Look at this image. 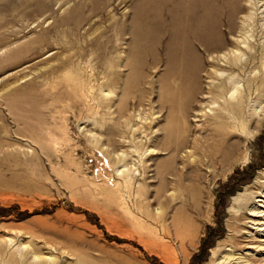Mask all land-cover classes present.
<instances>
[{
  "label": "rangeland",
  "instance_id": "1",
  "mask_svg": "<svg viewBox=\"0 0 264 264\" xmlns=\"http://www.w3.org/2000/svg\"><path fill=\"white\" fill-rule=\"evenodd\" d=\"M169 1L49 0L38 14L36 0H0V264L264 261L247 250L264 237H249L251 207L240 209L264 189L259 92L233 128L232 159L201 150L222 107L215 86L233 78L245 93L264 65V0ZM176 20L187 37L220 31L251 48L192 37L200 70L186 72ZM234 50L256 65L214 63Z\"/></svg>",
  "mask_w": 264,
  "mask_h": 264
},
{
  "label": "bare ground",
  "instance_id": "2",
  "mask_svg": "<svg viewBox=\"0 0 264 264\" xmlns=\"http://www.w3.org/2000/svg\"><path fill=\"white\" fill-rule=\"evenodd\" d=\"M9 1H13V0H9ZM157 1H159V0H157ZM160 1H162V0H160ZM163 1L165 2L166 0H163ZM23 3L25 4L26 2H23ZM36 3H37L36 5L38 8L36 11H37V13L39 12L38 14H41V13L45 14L44 9L51 6L49 0H36ZM20 6H23V4H20ZM159 6H160V3H157V4L155 3L153 5V7L155 9L158 8ZM230 11H231L230 12L231 15H233V16L237 12L236 9L230 10ZM230 21H231L230 22V31L232 34H234V31H236L235 29L237 28L233 22L234 17ZM179 23H180L179 20H176L173 24V27H176L178 30H180V31H178V30L177 31L179 33L180 32L182 33V36H181L182 38H180L179 36L178 37L174 36L172 39V47H173V49L179 48L181 46H184V48H186L185 49L186 51L184 52L183 56L181 57V59L184 63V66H185L184 68H185L186 72L191 71L192 73L196 72V74H198L197 72H199V70H200V66H199V63L197 60L198 57L196 55V52H194V48L192 47L191 42L189 41V40H192L191 39L192 37L195 38L196 40H200L204 44V46L207 47L208 50H213V51L219 50V52H221V51L223 52L224 48H226V46L229 44H231V45L237 44L238 45L240 43V45H241L243 42V44H245V46L243 45L244 47H247L248 44L250 45V43H247L249 37H247L248 38L247 41L244 38L242 40V39L237 38V37L232 38L231 40L227 41L224 38L221 39L220 31H215V32L211 31L209 36H206V37H203L200 35H194L193 33H192V35L188 34V37H187L185 34L189 31V29L179 26ZM196 33H197V31H196ZM46 39H47V33H44V34H41L39 37H37V39H35V41H39L40 42L39 44H42V43L47 41ZM192 43H194V42H192ZM254 45H255V43H254ZM260 47L262 48L264 46H260ZM30 49H32V48H30ZM247 52H248V50H247ZM242 53L241 52L238 53V51L234 50L233 52L225 55L224 57L218 55V56L214 57L215 58L214 63L219 67H223V68L225 67L227 69L229 68L228 70L231 69V70H238L239 72H242V71L246 72L247 69L251 68L252 63L256 62L255 58H258V57H256V55H254V54H252L250 56L249 55L251 53L250 52L248 55L251 58L249 60L248 59L245 60L244 55ZM263 53L264 52L260 51L261 56L264 58ZM222 60H223V62H222ZM255 65H256V63H254L253 66H255ZM262 66L263 67L261 68L259 74L250 75L251 74L250 73L248 75V77H247L248 82H247V88L245 90L246 91L245 93H243L242 91H240V92L238 91V95H235V92H237V90H236L237 87L233 83V81H234L233 78H225V79H223L224 81L222 80L223 81L222 83L215 86V88H214L215 93L214 92L213 93L215 94V98L222 99V100H218V101H221L220 106H222V107H220L216 111V114L213 116V119H215V121H216V123H215L216 125H214L213 128L211 129V134L204 136V139H203L204 147L201 148L202 153H206V155L208 157H210L211 159L215 158V156H218V155L221 156V159H223V161L225 163L229 162L232 159V156L234 153V147L236 146V143L238 142L237 141L235 143L234 140H232V137L234 136V132H233L234 129L233 128L236 126L237 121L246 123L249 120V118H248V107H249V104L251 102L250 97H252L253 95H256V94H254L255 92H259V94H257V96L259 98H264L263 97L264 95L262 94L264 92V65H262ZM259 68H260V66H259ZM231 89H235V91L233 93L229 94V92H231L230 91ZM261 102H262V100H261ZM184 108H185V106H184ZM258 121H260V120H258ZM240 125H239V127H240ZM187 128L188 127L186 125H183V132H185V130ZM242 128L243 127H241V129ZM187 140H188V138H186L184 136V134L179 135V137L177 138V142L172 147V150H171L172 153L177 154V152L180 149L184 148L186 146ZM238 145L239 144H237V147H238ZM239 147H240V145H239ZM204 149H205V151H204ZM175 158L176 157L173 158L172 162L174 161ZM172 162H171V164H172ZM211 162H213V161H211ZM263 188H264V184L258 185V189L262 190ZM263 190L260 193H258L257 197H260V198H257V200L254 203H250V200L251 199L253 200L254 197L248 196V197H246L245 201L243 203L241 201L242 204H240V209L242 211H243V209L247 208L246 207L247 205L249 207H251L250 211H249V216H248V219H249L248 223H250L252 226H249L251 228V230L246 232L247 234H251L249 236L250 238L252 237V235H256V237H258V236L264 237V191ZM242 216H245V212H242ZM250 228L247 227V229H250ZM254 231L256 233H254ZM249 240H247L249 242V245H246L248 248L247 250L257 251L256 252V253H258L257 255H260L259 252L264 251V244L260 243V244L256 245V241H252V238ZM249 253H251V252L246 253L245 256H244V253H241L240 256H238L237 255L238 253H236L235 251L228 252V254H227L228 256L225 257L226 261H228V263H226V261H225L224 264H264V261L262 260V258H260L262 256H260L256 259V258L252 257V256H254L255 252H253V254L252 253L249 254Z\"/></svg>",
  "mask_w": 264,
  "mask_h": 264
}]
</instances>
